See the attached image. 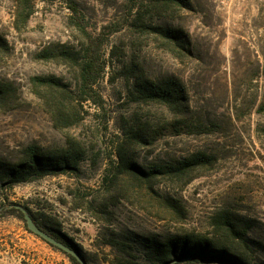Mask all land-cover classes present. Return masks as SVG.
Listing matches in <instances>:
<instances>
[{"label":"rangeland","instance_id":"1","mask_svg":"<svg viewBox=\"0 0 264 264\" xmlns=\"http://www.w3.org/2000/svg\"><path fill=\"white\" fill-rule=\"evenodd\" d=\"M25 1L32 13L24 21L18 6L27 5ZM150 1L0 0V32L11 46L0 60V77L11 80L18 94L15 108L0 110V159L12 163L28 145L62 148L67 139L83 150L74 170L31 182H0V208L9 202L27 206L79 248L86 264H120L116 256L123 253L110 240H125L138 254L141 239L134 238L140 235L213 238L212 217L226 211L245 229L252 263H264V110H258L264 97V0H189L190 9L164 14L158 22L189 34L188 55L164 47L152 32L128 27L135 9ZM74 21L99 35L98 53L106 67L94 86L100 97L74 104L80 120L58 128L31 78L51 76L74 88L78 65L59 54L65 50L78 63L82 59L85 35ZM42 50L46 57L39 56ZM131 61L150 77L167 73L182 80L191 105L188 121L203 123L201 133L184 128L177 134L168 124L152 144L135 153L145 166L195 151L213 157L192 171L186 183L157 179V189L179 200L181 219H160L158 207L130 187L124 188L123 197L113 198L116 192L103 181L116 158L123 119L136 114L170 122L161 105L139 103L127 94L122 65ZM0 264L72 263L25 230L19 217L7 214L0 217Z\"/></svg>","mask_w":264,"mask_h":264},{"label":"trees","instance_id":"2","mask_svg":"<svg viewBox=\"0 0 264 264\" xmlns=\"http://www.w3.org/2000/svg\"><path fill=\"white\" fill-rule=\"evenodd\" d=\"M25 3L27 5L18 6L24 21L32 13V5H29L27 1ZM185 6L190 9L189 0H151L146 6L142 5L135 9L128 27L158 35L163 40L164 47L178 54H184V52L187 55L191 54V39L187 32L180 27L157 21L164 14L173 15ZM74 24L85 35L81 61L78 63L76 55H73L72 52L65 50L59 52L64 57L71 56L72 61L78 65L77 81L74 88L64 86L59 79L51 76L31 78L35 94L58 128L67 124H75L80 120L74 109V104L80 105L86 100L95 101L100 97L94 86L106 67L105 61L98 53L99 35L92 36L78 21H74ZM10 49L8 40L0 32V60L9 55ZM45 53L46 51L42 50L39 52V56L46 57ZM122 68L124 77L129 82L127 83V94L132 100L143 104L161 105L170 114V122L162 118H158L156 121L150 118L144 120L136 114L129 120L123 119L121 123L122 136L118 138L114 149L116 158L111 160L110 166L103 176V181H108L109 188H113L116 192L113 198L123 197L124 188L130 187L136 193L142 192L146 201H151L158 207L156 216L160 219L167 217L181 219L184 217V209L179 200L172 194L163 193L157 189V179L169 177L175 181L186 183L192 177L190 175L192 171L210 164L213 157L206 152L195 151L171 162L153 163L145 166L137 162L135 153L140 147L152 144L168 124L177 134L184 128L191 132L201 133L204 131L203 123L188 121L187 116L191 105L182 80L167 73L150 77L139 63L133 61L128 66L122 65ZM76 94L79 96L75 97ZM17 102V88L13 82L0 77V110L13 109L17 106ZM258 110H264V97L258 104ZM66 144L62 148L50 149L28 145L22 151L21 158L16 161L4 163L0 159L1 186H4L5 183L11 185L31 182L46 175L74 170L82 157L83 150L72 139H67ZM2 180L5 181L2 182ZM17 205L19 204L15 202L3 204L0 208V217L15 214L23 221L25 230L32 233L27 229L23 214ZM23 207L41 229L74 248L83 257L80 249L67 241L58 228L38 220L27 206ZM141 207L145 208L144 205ZM212 227L213 238L203 235L191 236L188 233L165 238L156 235H140L134 238L141 239L138 254L137 248L126 243L125 240L117 242L110 240L109 242L111 245H117L118 250L123 253L119 255L120 257L116 256L120 264H254L251 260L253 247L246 240L245 229L238 226L228 212L215 213L212 217ZM46 243L66 255L72 264H79L70 254L48 242ZM140 258L141 261H138Z\"/></svg>","mask_w":264,"mask_h":264},{"label":"water","instance_id":"3","mask_svg":"<svg viewBox=\"0 0 264 264\" xmlns=\"http://www.w3.org/2000/svg\"><path fill=\"white\" fill-rule=\"evenodd\" d=\"M17 207L20 209V211L23 214V218L25 219V223L27 226V229L31 231L33 234L37 235L38 237L42 238L44 241L50 243L51 245L57 247L58 249L64 251L67 254H70L73 256L79 264H86L84 258L80 255L78 251H76L74 248L70 247L69 245L63 243L62 241L54 238L50 234H48L46 231L41 229L32 219L30 214L27 212V210L21 206L17 205Z\"/></svg>","mask_w":264,"mask_h":264},{"label":"built area","instance_id":"4","mask_svg":"<svg viewBox=\"0 0 264 264\" xmlns=\"http://www.w3.org/2000/svg\"><path fill=\"white\" fill-rule=\"evenodd\" d=\"M222 2H226V1H229V0H221Z\"/></svg>","mask_w":264,"mask_h":264}]
</instances>
